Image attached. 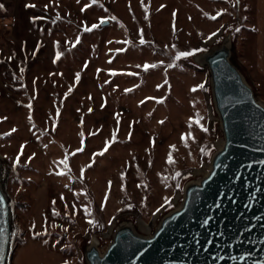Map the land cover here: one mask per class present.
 I'll use <instances>...</instances> for the list:
<instances>
[{"label":"rangeland","instance_id":"rangeland-1","mask_svg":"<svg viewBox=\"0 0 264 264\" xmlns=\"http://www.w3.org/2000/svg\"><path fill=\"white\" fill-rule=\"evenodd\" d=\"M0 6V154L13 253L35 243L14 264H83L94 228L106 240L123 217L150 226L177 203L183 180L207 168L222 135L206 69L177 59L180 52L234 27L233 59L264 101L252 64L255 0Z\"/></svg>","mask_w":264,"mask_h":264},{"label":"water","instance_id":"water-1","mask_svg":"<svg viewBox=\"0 0 264 264\" xmlns=\"http://www.w3.org/2000/svg\"><path fill=\"white\" fill-rule=\"evenodd\" d=\"M104 21L100 27L110 24ZM235 32L231 27L185 57L207 71L222 135L207 168L183 180L177 203L150 226L123 217L106 240L94 228L82 245L83 264H264V101L233 59ZM4 167L0 154V229L6 237L0 241V264H10L13 204Z\"/></svg>","mask_w":264,"mask_h":264},{"label":"crops","instance_id":"crops-1","mask_svg":"<svg viewBox=\"0 0 264 264\" xmlns=\"http://www.w3.org/2000/svg\"><path fill=\"white\" fill-rule=\"evenodd\" d=\"M252 32L251 48L254 72L259 78L264 79V0H255V19ZM33 245H35L34 241H28L25 245H20L17 251L23 247L28 248ZM15 253L12 252L11 264H14Z\"/></svg>","mask_w":264,"mask_h":264},{"label":"snow or ice","instance_id":"snow-or-ice-1","mask_svg":"<svg viewBox=\"0 0 264 264\" xmlns=\"http://www.w3.org/2000/svg\"><path fill=\"white\" fill-rule=\"evenodd\" d=\"M237 2H238V0H237ZM0 7H2V6H0ZM29 7H34V5H29ZM222 14V13H221ZM212 19H216V17H212ZM106 21H104V20H101L100 21V23L101 24H103V23H105ZM95 27H98V25H93L92 26V28H95ZM85 30L86 31H91L92 29L91 28H85ZM237 31H239V29H237ZM212 35H216V33H213ZM209 39H211V36L209 37ZM143 42V41H142ZM194 53L192 52V51H185V52H180L179 53V55H178V57H177V59L179 58V57H188V56H191V55H193ZM149 66L148 65H145V69H147ZM199 87H201V88H203V85H200ZM196 89H193V91H195ZM30 107V106H29ZM191 126V125H190ZM206 130V129H205ZM13 131H15V129H13ZM77 151H80V149H78ZM104 151H107V146L105 147V149L101 152V153H99L100 155H103V152ZM169 162L170 163H172L173 161L171 160V158L169 159ZM17 163H19V157H17ZM61 163L62 164H66V161H61ZM262 163H264V162H262ZM58 175L59 174H62V173H57ZM179 175V174H178ZM2 204H3V197H0V206H2ZM0 211H2V207H0ZM85 211H87V210H85ZM89 223H93V221H89ZM6 239V237H5V234H4V232H3V230L2 229H0V241H3V240H5ZM221 259H222V257H221ZM233 259H238V258H236V257H233Z\"/></svg>","mask_w":264,"mask_h":264}]
</instances>
